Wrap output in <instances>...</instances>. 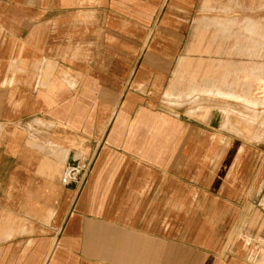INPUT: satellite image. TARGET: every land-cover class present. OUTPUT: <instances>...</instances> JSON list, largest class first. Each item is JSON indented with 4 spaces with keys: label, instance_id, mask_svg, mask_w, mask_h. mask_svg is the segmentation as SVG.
<instances>
[{
    "label": "crops",
    "instance_id": "obj_1",
    "mask_svg": "<svg viewBox=\"0 0 264 264\" xmlns=\"http://www.w3.org/2000/svg\"><path fill=\"white\" fill-rule=\"evenodd\" d=\"M201 5L0 0V264H264V155L190 178L225 136L164 100Z\"/></svg>",
    "mask_w": 264,
    "mask_h": 264
},
{
    "label": "rangeland",
    "instance_id": "obj_2",
    "mask_svg": "<svg viewBox=\"0 0 264 264\" xmlns=\"http://www.w3.org/2000/svg\"><path fill=\"white\" fill-rule=\"evenodd\" d=\"M175 68L165 103L185 106L189 121L211 112L225 136L195 145L201 157L192 161L190 178L204 174L209 183L220 173L224 187L232 171L223 161L218 165V152L227 156L239 143L264 155V0H202ZM29 130L32 136L35 130ZM263 178L264 169L254 185L255 201Z\"/></svg>",
    "mask_w": 264,
    "mask_h": 264
},
{
    "label": "built area",
    "instance_id": "obj_3",
    "mask_svg": "<svg viewBox=\"0 0 264 264\" xmlns=\"http://www.w3.org/2000/svg\"><path fill=\"white\" fill-rule=\"evenodd\" d=\"M256 206L262 210H264V178L261 183V193L259 198L255 202ZM260 252V245L258 243L254 244L247 253V260L253 263Z\"/></svg>",
    "mask_w": 264,
    "mask_h": 264
},
{
    "label": "bare ground",
    "instance_id": "obj_4",
    "mask_svg": "<svg viewBox=\"0 0 264 264\" xmlns=\"http://www.w3.org/2000/svg\"><path fill=\"white\" fill-rule=\"evenodd\" d=\"M70 165L75 166V162L73 160H70Z\"/></svg>",
    "mask_w": 264,
    "mask_h": 264
}]
</instances>
